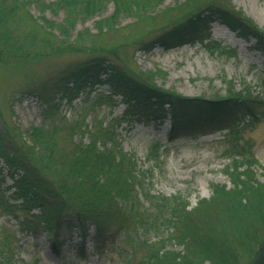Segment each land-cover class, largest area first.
<instances>
[{"label": "trees", "instance_id": "1", "mask_svg": "<svg viewBox=\"0 0 264 264\" xmlns=\"http://www.w3.org/2000/svg\"><path fill=\"white\" fill-rule=\"evenodd\" d=\"M166 1L36 0L42 12H64L60 22L42 17L39 24L28 9L33 0H0V64L22 65L64 52L89 53L50 81H39L23 91L40 101L43 125L24 131L11 120L12 110L9 119L0 116V207L20 219L22 232L34 239L46 234L56 250L67 241L66 247L80 258L122 240L126 252L121 264H264V181L256 172L264 167L255 156L254 142L245 137L264 119V90L246 87L236 91L229 81L225 96L189 97L158 86L152 72L120 66L119 47L84 46L87 29L68 42L80 22L97 18L98 33L115 31L125 18L142 26L158 17L156 9ZM110 2L114 12L103 16ZM175 2L171 14L167 16L164 9L161 24L150 29L155 32L151 39H134L141 49L203 43L210 36L212 23L220 22L252 42V49L264 56V29L228 0ZM174 10L180 14L174 15ZM24 16L32 20L36 31L40 27L45 33L46 38L35 49L29 43L37 41L34 28L21 37L12 26ZM55 30L61 38L46 34ZM105 85L109 93L100 94L98 103H111L119 96L125 105L121 119L142 118L154 123L169 119V139L220 132V137L209 143L220 146L221 156L229 160L224 172L231 186L211 184V195L194 206L180 193L154 194L147 181L149 168L143 169L134 154L121 151L107 127L86 130L83 118L71 121L62 115L60 101L72 105L84 90ZM62 129L68 132L69 149L60 145L57 135ZM84 132L90 134L87 143L74 141L77 133ZM109 141L112 148L101 147ZM163 147L155 142L145 161H159ZM7 175L13 181L8 197L4 187ZM65 227L72 230L68 238ZM63 232L66 235L60 241ZM74 233L77 242L72 241ZM87 241L90 248L86 249ZM5 259L0 264H13L12 254Z\"/></svg>", "mask_w": 264, "mask_h": 264}, {"label": "rangeland", "instance_id": "2", "mask_svg": "<svg viewBox=\"0 0 264 264\" xmlns=\"http://www.w3.org/2000/svg\"><path fill=\"white\" fill-rule=\"evenodd\" d=\"M35 1L31 2L28 9L39 24L42 23V17L55 22L64 19L63 11L56 13L47 9L42 12ZM42 1L53 3L57 0ZM228 1L264 29V0ZM175 5H177L175 0H167L156 9L158 17L142 26H136L133 18H125L113 32L98 33L95 23L97 18L80 22L68 42L76 38L78 32L87 29L82 40L84 46L119 47L120 66L152 72L155 74L154 82L158 86L189 97L225 96L229 81L233 82L236 91L246 87L264 90V56L252 49V42L238 37L219 22L211 25L210 36L203 43L186 44L172 49L156 46L150 51H145L140 48V44L134 43V39L143 36L147 40L151 39L155 32L149 31L161 24L162 11L165 9L168 16L172 12L170 8ZM113 12L114 4L110 2L105 7L103 16H109ZM20 13L23 14L22 11ZM178 14L180 12L174 10V15ZM12 26L15 27V33L21 37L31 33L34 28L37 41L29 42L32 49L46 38L40 27H37L40 31L35 30L36 26L28 16L18 21L14 20ZM46 34L56 36L55 39L61 38L58 30ZM218 44L224 49H220ZM88 56V52H64L22 65L0 64V116L9 119L12 110L11 120L24 131L31 126L43 125L40 101L35 95L23 91L39 81H50V78L55 77L61 69ZM108 93L109 88L105 85L90 91L84 90L72 105L62 100L60 101L62 115L71 121L83 118L86 130L93 131L96 126L107 127L121 151L134 154L143 169L149 168L147 181L154 194L170 196L180 193L187 196L191 206H194L200 198L211 195V184L231 186L230 179L224 172L229 160L221 156L220 146L209 143L212 139L219 138L220 132L210 136H177L169 139L167 135L170 130L169 120L154 123L142 118L121 119L125 105L119 96H115L111 103L97 102L100 94ZM57 136L61 146L68 149L71 147L67 131L59 130ZM245 137L254 142L255 156L264 167V119L253 130L246 132ZM89 138V132L77 133L74 141L82 140L87 143ZM155 142L163 144V153L159 161L148 163L145 161V155ZM101 147L113 146L109 141L101 144ZM1 166L5 167L3 163ZM256 172L258 179L264 181V169L257 168ZM4 173L7 174L6 168ZM12 182L7 175L4 184L6 197L12 192L9 189ZM18 220L20 219L0 207V251L4 252L3 255L0 253L2 262H6L5 257L12 254L13 264H29L34 260H37L38 264H121V255L126 252L121 240L115 244H106L102 252H91L85 258L76 257L73 250L66 247L67 241L65 245L58 247L61 249L56 250L46 234L34 239L31 234L22 232ZM63 231L67 235L63 232L60 241H63L65 235L68 238L72 233L69 227H65ZM72 237L73 242L79 240L75 233ZM86 245V249L90 248L89 241ZM142 253L140 252L138 257Z\"/></svg>", "mask_w": 264, "mask_h": 264}]
</instances>
